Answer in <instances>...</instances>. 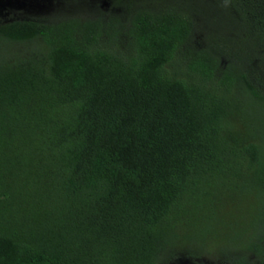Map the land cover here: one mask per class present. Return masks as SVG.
I'll use <instances>...</instances> for the list:
<instances>
[{
  "label": "trees",
  "instance_id": "trees-1",
  "mask_svg": "<svg viewBox=\"0 0 264 264\" xmlns=\"http://www.w3.org/2000/svg\"><path fill=\"white\" fill-rule=\"evenodd\" d=\"M111 1L0 24V264H264V0Z\"/></svg>",
  "mask_w": 264,
  "mask_h": 264
},
{
  "label": "rangeland",
  "instance_id": "rangeland-1",
  "mask_svg": "<svg viewBox=\"0 0 264 264\" xmlns=\"http://www.w3.org/2000/svg\"><path fill=\"white\" fill-rule=\"evenodd\" d=\"M112 6L111 0H0V24L32 17H55L72 12L94 13L93 11L111 9ZM239 228L240 226L227 227L221 233L222 246H212L208 242L207 246L203 247L196 243L197 253H193L194 250L192 252L185 250L169 264H233L235 258L233 246L241 239L232 237L238 235ZM248 261L252 262L253 257L249 256Z\"/></svg>",
  "mask_w": 264,
  "mask_h": 264
}]
</instances>
